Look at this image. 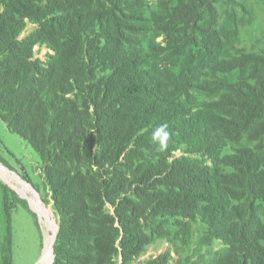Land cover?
<instances>
[{
	"label": "trees",
	"instance_id": "16d2710c",
	"mask_svg": "<svg viewBox=\"0 0 264 264\" xmlns=\"http://www.w3.org/2000/svg\"><path fill=\"white\" fill-rule=\"evenodd\" d=\"M252 19L237 0H0V119L38 154L52 264H264Z\"/></svg>",
	"mask_w": 264,
	"mask_h": 264
},
{
	"label": "rangeland",
	"instance_id": "374dc122",
	"mask_svg": "<svg viewBox=\"0 0 264 264\" xmlns=\"http://www.w3.org/2000/svg\"><path fill=\"white\" fill-rule=\"evenodd\" d=\"M237 1L253 15L252 21L241 27L238 45L247 49L262 46L263 41L257 43L256 39L264 40V0ZM30 29L28 26L27 30ZM45 52L42 49L36 55L43 56ZM8 219L13 233V264H45V249L57 230V221L42 183L39 157L27 141L9 131L0 119V238ZM168 246L158 241L147 248L141 259L155 256Z\"/></svg>",
	"mask_w": 264,
	"mask_h": 264
},
{
	"label": "bare ground",
	"instance_id": "6f19581e",
	"mask_svg": "<svg viewBox=\"0 0 264 264\" xmlns=\"http://www.w3.org/2000/svg\"><path fill=\"white\" fill-rule=\"evenodd\" d=\"M20 183L25 188H27L28 191L33 192L25 183H23L21 181H20ZM49 241H50V244L48 243V245L46 246V249H45V253H44L45 264H49L50 263V260H51V243H52V238Z\"/></svg>",
	"mask_w": 264,
	"mask_h": 264
},
{
	"label": "clouds",
	"instance_id": "9594fccd",
	"mask_svg": "<svg viewBox=\"0 0 264 264\" xmlns=\"http://www.w3.org/2000/svg\"><path fill=\"white\" fill-rule=\"evenodd\" d=\"M166 128V125H161L160 127V130H158L156 133H155V137L154 138H157V137H160L161 135V131H163L164 129ZM168 135V133L166 131H164V137L166 138ZM161 147H166V144H164L163 142H161Z\"/></svg>",
	"mask_w": 264,
	"mask_h": 264
},
{
	"label": "water",
	"instance_id": "95a60500",
	"mask_svg": "<svg viewBox=\"0 0 264 264\" xmlns=\"http://www.w3.org/2000/svg\"><path fill=\"white\" fill-rule=\"evenodd\" d=\"M57 231V230H56ZM56 231L53 233V238H52V243H51V255H52V257H51V262H50V264H52V262H53V243H54V241H55V237H56Z\"/></svg>",
	"mask_w": 264,
	"mask_h": 264
}]
</instances>
